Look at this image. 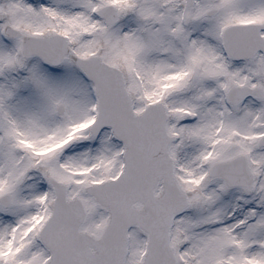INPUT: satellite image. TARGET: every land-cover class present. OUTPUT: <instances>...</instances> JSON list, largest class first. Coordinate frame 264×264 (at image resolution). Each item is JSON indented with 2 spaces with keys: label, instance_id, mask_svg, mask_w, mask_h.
<instances>
[{
  "label": "snow or ice",
  "instance_id": "snow-or-ice-1",
  "mask_svg": "<svg viewBox=\"0 0 264 264\" xmlns=\"http://www.w3.org/2000/svg\"><path fill=\"white\" fill-rule=\"evenodd\" d=\"M0 264H264V0H0Z\"/></svg>",
  "mask_w": 264,
  "mask_h": 264
}]
</instances>
